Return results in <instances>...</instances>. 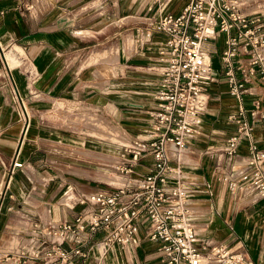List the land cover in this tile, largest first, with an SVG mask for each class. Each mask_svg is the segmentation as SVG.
I'll use <instances>...</instances> for the list:
<instances>
[{"label": "crops", "instance_id": "1", "mask_svg": "<svg viewBox=\"0 0 264 264\" xmlns=\"http://www.w3.org/2000/svg\"><path fill=\"white\" fill-rule=\"evenodd\" d=\"M179 2L175 0L164 9L174 12ZM158 13L156 5L148 8V0H0V264L29 263L19 261L15 253L28 250L32 221L42 225L69 219L88 207L78 201L80 197L100 187L124 183L151 166V156L144 152L130 174L116 171L121 181L100 178L104 174L100 169L115 171L112 166L119 160V144L141 136L147 128L146 110L164 63L159 57L162 46H157L162 41L154 31L147 40L141 39L136 28L148 26ZM124 30L132 37L128 35L120 47L104 54L117 53L113 55L118 57L115 62L79 66L90 51L94 54L119 43L121 39L113 38ZM216 43L222 46L221 34L203 42L210 56L216 51ZM90 58L88 61L95 59ZM241 58L244 61L245 56ZM97 77L101 79L95 81ZM216 82L215 74L207 85V103L196 131L185 138L181 153L182 176L193 189L186 200L188 217L204 250L224 243L243 252L251 264H264V200L230 191L219 179L243 161L247 148L242 138L235 154L227 155L222 149L232 127L228 115L237 103L227 92L226 79L224 99L216 90ZM248 85L244 105L248 106L252 98L264 104V82L254 80ZM82 108L108 110L106 126L119 140L85 132L106 147L76 149L85 157V165L80 161L61 163L60 155L67 152L64 156H71V150L62 151L59 146L60 142L69 146L59 129L69 127L71 113ZM251 135L264 147L261 124L253 127ZM75 145L84 147L80 141ZM13 159L22 163L9 171ZM91 171L95 175H90ZM64 195L66 201L61 200ZM103 261L163 264L156 241L146 237L143 225L135 241L114 245Z\"/></svg>", "mask_w": 264, "mask_h": 264}, {"label": "built area", "instance_id": "2", "mask_svg": "<svg viewBox=\"0 0 264 264\" xmlns=\"http://www.w3.org/2000/svg\"><path fill=\"white\" fill-rule=\"evenodd\" d=\"M174 1L148 0V8L156 5L159 13L148 26L136 28L144 40L153 31L159 34V57L164 63L146 110L147 128L141 136L119 144V160L112 168L130 174L144 152L151 156V166L124 183L80 197L78 201L88 207L69 219L42 225L32 221L28 250L15 253L19 261L104 264V255L114 245L135 241L143 225L146 237L156 241L163 264H251L243 252L224 243L206 250L200 246L186 203L193 189L183 179L180 162L185 138L196 131L206 106L207 85L215 78L203 42L221 34L218 56L227 92L237 103L228 115L232 127L222 149L233 155L245 138L247 154L219 179L230 191L264 200V147L251 135L257 123L264 127V104L258 98L248 106L243 103V94L250 92L248 83L264 82V7L244 12L240 8L248 0H180L176 11L164 9ZM21 163L13 159L9 171Z\"/></svg>", "mask_w": 264, "mask_h": 264}, {"label": "rangeland", "instance_id": "3", "mask_svg": "<svg viewBox=\"0 0 264 264\" xmlns=\"http://www.w3.org/2000/svg\"><path fill=\"white\" fill-rule=\"evenodd\" d=\"M258 6H262L264 7V0H248V2L244 3L242 6H241V10L244 11V12H250L254 9H256ZM261 30H264V27L261 28ZM128 33V34H126ZM126 34V35H125ZM131 36L129 34V32H126V30L124 31H120L117 35H115V37L113 38V41H117L119 39H121L119 41V43H114V44H111L105 48H102V49H98L99 51H94V54L92 53V51H90L87 55L84 56V60L80 61L79 63V66H82L84 64H90V63H93V62H115L117 60V58H113V55H117V53H114L113 55H106L104 56L105 54V51L107 50H110L112 47L114 46H118L120 47L122 42H125L127 36ZM132 37V36H131ZM217 37V36H216ZM213 41H217V39H213ZM110 43V40L106 43H104V46L105 45H108ZM126 45V43H125ZM157 46L161 47L162 45L161 44H158ZM207 46V45H206ZM99 47V46H98ZM127 47V45H126ZM130 48V47H129ZM128 48V49H129ZM220 49H221V46H218V44L216 43L215 45V53L211 54V64H212V68L213 70L215 71V74L217 76V92L219 94L220 97H222L223 99L226 97V91H225V85L223 84L224 82V79H225V75L223 73V65L221 63V61L219 60V52H220ZM117 52V50H116ZM93 54V55H92ZM120 54V53H119ZM92 58V57H95L94 60H89L86 58ZM119 56V55H118ZM90 58V59H91ZM103 64L102 63H97V66H102ZM112 69L113 71H116L115 68H113L112 66ZM94 72L96 74H99V72L97 70H94ZM95 81L98 80V79H101V78H94ZM108 110L107 111H100V110H86V109H79L78 111H74L71 113L70 115V119L72 120L71 123H69V127H66L64 129H59V132L62 133V134H65V139H67L69 141V146L66 145L65 143L63 144V142H60L59 146L62 148V151H68V147L70 148L71 150V156H67V152H64L62 155H60L61 159L60 162L62 163H68V162H71V163H74V161H80V163L82 165H85L84 162H85V157H82L83 154L76 151V149H84V148H87V147H90L92 148L93 150H99V147L100 145L102 144V141H100V139L98 138H95V137H91V136H87V133L91 134V135H97V136H100L102 138H106V139H115V140H119L116 135L110 130V128L107 125V118L109 116H107L108 114ZM46 134V133H44ZM87 139L89 141H87ZM80 141L82 142V144L84 145V147H76L75 145V141ZM71 141V142H70ZM91 141V142H90ZM91 143V145L89 144ZM103 143H105L103 141ZM45 145V144H44ZM81 145V144H80ZM103 147H106L105 144H102ZM45 147V146H44ZM75 148V149H74ZM41 153H44L43 151H41ZM82 154V155H81ZM66 155V156H64ZM41 157H44V156H41ZM65 157V158H63ZM71 159V160H69ZM84 159V161L82 160ZM95 160H98V159H95ZM93 165L96 164L99 166V164L96 163V161H92ZM98 168V167H96ZM95 169V167H94ZM100 169V168H99ZM93 170V169H92ZM104 174L100 176V178L102 180H112V181H121L122 180V177L119 176L120 174L117 173L116 171H112V170H106V169H100ZM94 172L91 171L90 175H95V173L93 174ZM106 173V174H105ZM99 175V174H98ZM69 178V177H67ZM93 183H96L97 181H93ZM67 182H65L66 184ZM115 183V182H114ZM50 185L52 184L51 181L49 183ZM100 185H104L102 182L99 183ZM61 200L62 201H66V195H64L63 197H61Z\"/></svg>", "mask_w": 264, "mask_h": 264}, {"label": "bare ground", "instance_id": "4", "mask_svg": "<svg viewBox=\"0 0 264 264\" xmlns=\"http://www.w3.org/2000/svg\"><path fill=\"white\" fill-rule=\"evenodd\" d=\"M23 55V54H22Z\"/></svg>", "mask_w": 264, "mask_h": 264}]
</instances>
